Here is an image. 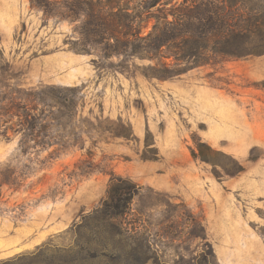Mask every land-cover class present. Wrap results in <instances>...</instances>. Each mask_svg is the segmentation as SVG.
Here are the masks:
<instances>
[{
	"label": "rangeland",
	"instance_id": "374dc122",
	"mask_svg": "<svg viewBox=\"0 0 264 264\" xmlns=\"http://www.w3.org/2000/svg\"><path fill=\"white\" fill-rule=\"evenodd\" d=\"M79 25L0 0V264H264V55L149 77L77 52ZM25 109L45 132L21 148Z\"/></svg>",
	"mask_w": 264,
	"mask_h": 264
},
{
	"label": "trees",
	"instance_id": "16d2710c",
	"mask_svg": "<svg viewBox=\"0 0 264 264\" xmlns=\"http://www.w3.org/2000/svg\"><path fill=\"white\" fill-rule=\"evenodd\" d=\"M30 2L45 15L80 22L76 29L80 39L75 47L79 53L91 55L98 51L104 59L124 57L158 61L148 73L149 77L166 79L209 66L218 59L231 61L264 55V0H139L133 7L137 13L130 12L134 0ZM155 8L156 22L152 31L144 34L139 20L153 18L150 15ZM165 52L168 55L165 56ZM165 58L174 61H163ZM30 96L31 100H45L37 92ZM10 108L12 106L5 109V113L0 111V116L8 118L6 122L14 121L19 115L15 107L14 110ZM25 110L21 148L26 139L40 144L38 138L45 132V116ZM194 157L206 158L196 153ZM111 177L109 197L96 213L114 218L127 212L125 202L129 197H123L126 181L114 173Z\"/></svg>",
	"mask_w": 264,
	"mask_h": 264
}]
</instances>
